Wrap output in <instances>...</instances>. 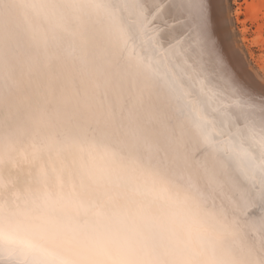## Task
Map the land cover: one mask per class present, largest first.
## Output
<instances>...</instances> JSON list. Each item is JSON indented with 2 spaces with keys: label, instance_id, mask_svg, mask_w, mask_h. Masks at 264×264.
Masks as SVG:
<instances>
[{
  "label": "snow or ice",
  "instance_id": "snow-or-ice-1",
  "mask_svg": "<svg viewBox=\"0 0 264 264\" xmlns=\"http://www.w3.org/2000/svg\"><path fill=\"white\" fill-rule=\"evenodd\" d=\"M214 0H0V264H264V86Z\"/></svg>",
  "mask_w": 264,
  "mask_h": 264
},
{
  "label": "bare ground",
  "instance_id": "bare-ground-1",
  "mask_svg": "<svg viewBox=\"0 0 264 264\" xmlns=\"http://www.w3.org/2000/svg\"><path fill=\"white\" fill-rule=\"evenodd\" d=\"M246 4H249V5H247V9H249L248 7L251 8L254 4V1H252L251 3H246ZM229 6H230V4H229ZM238 6L239 5H237V7ZM241 6L242 5H240V7L235 9V18L233 19V16H231L232 14L229 15V13H228L230 7L228 8V11H227V8L224 4V0H214V9H213L214 31H215L218 46H219L222 54L224 55L227 63L229 64V66L231 67L233 72L236 74V76L239 79H241L243 82H245L246 84H248L252 87L255 86L256 88H258V90H260V88L262 86H264V79L261 76H257V73H255V72L259 71V70L255 69L253 67L252 62H250V59L246 56L245 52L242 49L243 45L241 44V42H243V41L245 42L247 37L239 35L238 30H237L238 31L237 33H238L239 37H241V40H239V39L237 40L236 38H238V37L235 36L236 31L234 30V28L237 25L235 26L234 23L236 22V24L237 23L242 24L243 21L246 22L245 19H242V18H241L242 20L240 19V14H241V10H242ZM257 13H259V12H255V15H254L255 20H258L260 18V15ZM261 28H263V24L258 25V29H261ZM241 31L242 32L246 31V29L245 30L241 29ZM243 33H245V32H243ZM245 47H246V45H245ZM247 47H248V45H247ZM244 49H246V48H244ZM246 53L249 54L250 51L248 50V52H246ZM257 63H258V61H257ZM263 63H264V60H263ZM263 63L261 66H259L261 69L264 67ZM256 64H255V67H256ZM262 70H264V69H262ZM260 73L258 75H260Z\"/></svg>",
  "mask_w": 264,
  "mask_h": 264
},
{
  "label": "rangeland",
  "instance_id": "rangeland-1",
  "mask_svg": "<svg viewBox=\"0 0 264 264\" xmlns=\"http://www.w3.org/2000/svg\"><path fill=\"white\" fill-rule=\"evenodd\" d=\"M252 1H254L253 6L251 8L248 7L249 9H247V5H249V4H246V3H251ZM224 4L227 8V11H228V8L230 7V9H229L230 12L228 11V13H229V15L232 14L231 16H233V19L235 18V9H237L238 7H240V5H242L241 9L243 11L241 10L240 19L241 18L245 19L246 22L243 21L242 24L241 23L236 24V22L234 23L235 26L237 25L234 28V30L236 31V34H237V35L235 34V36L238 37V38H236L237 40L238 39L241 40V37H239V35L247 37L245 40V42L247 44L244 41L241 42V44L243 45L242 49L245 52L246 56L250 59V62H252L253 67L255 69L259 70V71L255 70L256 71L255 73H257V76H261L264 79V77H263L264 76V73H263L264 70H262V69H264V67L262 69L259 67L262 65L263 60H264V58H263L264 57V0H246V1L245 0H224ZM229 4H230V6H229ZM237 5H239V6L237 7ZM255 12H259V13H257L260 15V18L258 20L254 19L255 18L254 17ZM259 24H263V28L258 29ZM241 29H243V30L246 29V31H243L245 33H243L241 31ZM237 30L239 31V35L237 33L238 32ZM245 45H246V47H245ZM247 45H248V47H247ZM244 48H246V49H244ZM248 50L250 51L249 54L246 53V52H248ZM257 61L260 65L257 63ZM255 64H256V67H255ZM263 65H264V63H263ZM259 73H260V75H258Z\"/></svg>",
  "mask_w": 264,
  "mask_h": 264
},
{
  "label": "water",
  "instance_id": "water-1",
  "mask_svg": "<svg viewBox=\"0 0 264 264\" xmlns=\"http://www.w3.org/2000/svg\"><path fill=\"white\" fill-rule=\"evenodd\" d=\"M255 81V80H254ZM253 88L256 90V91H259L258 88H256L255 86H253Z\"/></svg>",
  "mask_w": 264,
  "mask_h": 264
}]
</instances>
